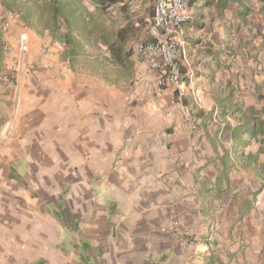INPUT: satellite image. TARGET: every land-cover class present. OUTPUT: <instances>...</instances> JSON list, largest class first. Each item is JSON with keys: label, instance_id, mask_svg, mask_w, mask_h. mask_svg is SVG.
I'll return each instance as SVG.
<instances>
[{"label": "crops", "instance_id": "obj_1", "mask_svg": "<svg viewBox=\"0 0 264 264\" xmlns=\"http://www.w3.org/2000/svg\"><path fill=\"white\" fill-rule=\"evenodd\" d=\"M242 2L223 8L219 0H189L180 88L159 90V73L132 53L136 39L151 41L150 6L118 3L112 8L123 23L112 29L130 23L142 29L128 39L127 64L109 66L110 81L102 69L77 68L62 52L52 57V71L23 77L16 109L12 96L4 97L12 110L0 121V264L204 263L209 191L219 156L231 150L217 99L229 81L240 87L264 82L262 41L251 38L264 28V4ZM243 5L252 11L248 26L237 14ZM17 34L15 26L13 40ZM30 42L37 51L42 40L30 32ZM101 50L97 62L110 59ZM121 73L123 81L116 78ZM245 103L264 107L251 94ZM247 180L257 183L256 190L262 185L250 169L230 170L231 192L213 203L216 221L233 204L235 222L232 197L251 198L252 192L241 191ZM174 220L191 241L186 249L171 235Z\"/></svg>", "mask_w": 264, "mask_h": 264}, {"label": "trees", "instance_id": "obj_2", "mask_svg": "<svg viewBox=\"0 0 264 264\" xmlns=\"http://www.w3.org/2000/svg\"><path fill=\"white\" fill-rule=\"evenodd\" d=\"M219 1L220 3L217 5L223 8H226L230 3H237V5L243 3L242 0ZM261 1L264 4V0ZM118 3L126 5L125 0H0L2 8L18 13L25 25L46 32L54 40L63 43L65 46L63 54L69 63L81 57L80 49L83 46H96L100 49L105 47L106 52L110 54V59H105L102 62H97L98 60L90 62L91 57L85 56L86 60L84 61L90 69H102V78L106 81L110 79V65L121 67L127 64L124 62V58L130 57L131 52L125 51V46L130 36H138L142 29L139 23H130L118 30L102 29L100 17H107L108 9ZM89 5L93 6L97 13L91 12ZM251 13V7L248 5H243L241 11L237 13L243 26L249 25L248 17ZM251 36L252 39L260 38L261 47L264 48V28H256L255 33ZM1 58L0 47V63ZM256 68L257 70L262 69L258 63ZM116 78L120 80V75ZM225 88L226 93L221 94L222 97H219L217 101L221 105V118L224 121L222 131L229 132L231 135V150L223 149L219 158L217 156L221 162V168L218 170L214 188L209 191L208 204H206L205 213L210 212L208 214L210 216L209 230L212 236L207 241L209 249L203 257V264H230L233 257V254L228 252L221 255L222 249L215 241V234L211 226L217 222L214 218L215 209L212 208L214 201L231 192L230 170L238 165L244 169H250L262 183L258 190L252 192L251 198L240 199L237 194L232 197L237 206V214L235 222L230 226V232L238 228L242 220L253 210L256 197L264 187V160L262 158L264 156V107L258 110L245 103V99L250 94L255 95L257 101H264V82L262 84L255 83L250 87H240L229 81ZM209 118H212V114L206 117V120ZM227 118L232 119L234 123ZM194 127L198 130L196 124ZM210 142L215 148L216 143L220 142L218 132L211 136ZM254 143L259 145L257 151L246 152L247 148Z\"/></svg>", "mask_w": 264, "mask_h": 264}, {"label": "built area", "instance_id": "obj_3", "mask_svg": "<svg viewBox=\"0 0 264 264\" xmlns=\"http://www.w3.org/2000/svg\"><path fill=\"white\" fill-rule=\"evenodd\" d=\"M126 4L152 8V20L147 30L151 41H138L135 52L150 70L159 73L156 83L159 90L169 86L180 88L183 84L180 65L182 26L190 19L189 0H126ZM20 20L18 13L0 7V47L4 59L0 82L17 97L22 79L31 69L34 72L52 71V57L64 51L63 43L45 39L29 66L31 42L27 29L20 27L17 37L12 39L13 27ZM191 129L195 130V127L191 125ZM171 235L183 249L190 246L191 241L185 238L176 220L171 223Z\"/></svg>", "mask_w": 264, "mask_h": 264}, {"label": "rangeland", "instance_id": "obj_4", "mask_svg": "<svg viewBox=\"0 0 264 264\" xmlns=\"http://www.w3.org/2000/svg\"><path fill=\"white\" fill-rule=\"evenodd\" d=\"M0 7L2 6L0 5ZM89 9L91 10V12H95L93 6L89 5ZM100 22L102 24V29H106L110 31L112 30L114 25L117 24L119 25L120 23H123V20L120 17V15L117 13V11L111 7L107 11V17H103V16L100 17ZM15 26L18 27V32L20 27H24L27 29L29 36H30V32H35L37 37L39 36L42 41L44 40L45 37L44 32H41L40 30H37V28H34L30 25H25L22 20H20V23L15 24ZM136 41L138 42L143 40L136 39ZM38 49L37 51L32 50L30 44V54L28 58L29 66L31 61L37 56ZM131 50L132 53L135 54V51H133V49ZM80 51L82 55H80L81 57L75 59L74 65L77 68L82 67L87 69L89 67L87 66V63H85L84 60L86 59L84 57L85 56L94 57V59H90V62L96 61L95 56H100L102 52V50L99 47L89 46V45L83 46L80 49ZM135 57L137 59L136 61H140V62L142 61L137 55ZM3 65H4V59L2 56L0 63V72ZM34 73L36 72H34L32 69L28 72V74H34ZM109 76H110L109 80H111L112 76L111 75ZM125 78L126 76L121 73L120 80L123 81ZM9 95L12 96V100L14 101L13 105L14 108L16 109L18 97L7 91L6 88L3 86V84L0 82V121L1 119L3 120L7 118L8 115L11 113L12 108L9 107L8 104L4 103L5 102L4 97ZM245 184L247 185L241 187L242 192L246 190H248L249 192H253L258 187L257 183L250 180H247V183ZM217 215H218L217 222L212 224L211 226L215 234V238H216L215 241L222 249L221 255L223 256L224 253L226 254V252H228L229 254H233L230 264H264V187L261 193L256 197L254 210L251 213V217L249 219H246L244 222H242L241 225L238 226L236 231H234L235 230L234 229L232 232H230V228H231L230 226L234 220L233 204H231L230 207H228V209H226L224 212H221Z\"/></svg>", "mask_w": 264, "mask_h": 264}]
</instances>
